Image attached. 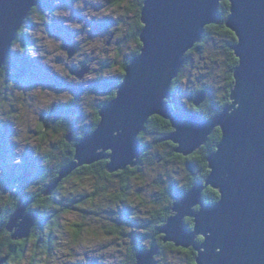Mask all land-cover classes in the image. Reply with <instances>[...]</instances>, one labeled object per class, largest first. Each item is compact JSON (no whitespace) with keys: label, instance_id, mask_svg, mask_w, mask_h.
I'll return each mask as SVG.
<instances>
[{"label":"clouds","instance_id":"1","mask_svg":"<svg viewBox=\"0 0 264 264\" xmlns=\"http://www.w3.org/2000/svg\"><path fill=\"white\" fill-rule=\"evenodd\" d=\"M61 3L62 0H54V7L45 10L37 5L28 8L23 23L16 29L10 51L39 61L50 69V75L65 80L68 85L84 87L79 98L80 112L72 117L76 121L75 129L64 118L53 121L48 115L54 106L76 102L72 91L67 88L58 91L44 84L19 88L9 78V61L0 65V127L8 123L13 126L14 134L9 140L16 156L13 163L21 164L23 154L31 150L33 158L40 159L44 169L43 174L25 188L33 198L25 211L40 209L42 217L45 214L49 217L42 229L33 226L28 235L16 236L23 219L11 229L9 222L19 207L21 198L15 195L19 185L10 191L0 189V260L3 264H91L93 260L97 264H139L137 247H141L147 251L157 249L153 254L154 264H198L201 254L207 252L203 247L206 239H200L206 235L196 233L197 223L193 229L185 221L186 216L192 215L183 219L188 230L195 234L192 243L185 245L170 239L166 233L168 240L195 249L194 255L171 248L161 250L159 233L165 232L161 229L178 215V200L169 191L172 183L184 195L199 182L204 204L222 202L223 193L219 187L215 186L221 193L219 197L206 196L205 188L212 185L209 179L214 168L210 157L220 150L219 145L225 138L223 126L215 124L208 138L190 150H201L207 161L206 164L194 161V171L189 167L185 169L184 164L175 159L156 158L158 152L166 157L178 151L160 144L173 140L170 137L178 128L171 115L159 110L149 112L137 132V140L144 149L138 162L110 170L109 166L114 163V148L98 147L97 157L106 154L107 158L81 163L78 159L81 140L99 130L104 120V108L119 99L120 88L127 83L134 60L145 54L148 45L143 34L148 26L145 10L149 0H72L71 8H64ZM234 7V0H217V19L204 23L200 38L181 53L179 67L169 83L172 94L163 99L172 113H180L177 98L186 112L198 114L208 123L217 117V108L219 112L228 108L229 116L241 108L234 99L239 84L236 70L243 65V57L235 50L242 42V33L238 34L240 30L229 23L235 15ZM74 10L80 13L83 21L72 19ZM106 18L114 23L104 34L93 36L91 23ZM60 19L64 20L65 28L75 33L73 51L49 31L48 26ZM141 19L145 25L143 28L139 26ZM224 24L229 26L227 31L211 33L215 52H210L208 47H194L209 35L207 26ZM25 35L31 42L24 43ZM232 49L234 54L230 51ZM99 80H113L116 86L108 92L91 91V82ZM200 93L205 95L197 103ZM157 117L163 118L164 122ZM167 121L174 126L175 132L167 131ZM218 127L223 129V136L213 141L211 136ZM121 131L112 134L119 136ZM177 142L180 148V142ZM73 164L76 167L70 174L58 180L61 170ZM86 164L93 167H80ZM190 175L194 177L191 182ZM3 178L4 169L0 168V180ZM223 179L230 183V174L225 172ZM57 180L55 190L46 201L40 199L38 202V196ZM196 205L201 204L197 203L193 208ZM125 208L131 210L129 218L137 222L135 226L118 222L120 212ZM169 213L170 218L166 215ZM133 233L145 238L138 245L134 244ZM211 235V232L207 233V236ZM25 239L27 245L22 247L18 242ZM197 245L201 246L199 251ZM215 252L220 254L223 249L216 247Z\"/></svg>","mask_w":264,"mask_h":264},{"label":"water","instance_id":"2","mask_svg":"<svg viewBox=\"0 0 264 264\" xmlns=\"http://www.w3.org/2000/svg\"><path fill=\"white\" fill-rule=\"evenodd\" d=\"M40 2L0 0V65L11 54V41L16 37V29L23 23L27 9L39 6ZM234 4L235 15L229 23L240 30L238 34L242 33V42L235 49L243 57V65L236 70L239 84L234 91V99L241 104L239 110L229 116L226 108L208 123L198 114L186 118L172 113L163 103L164 97L171 95L169 83L179 67L181 53L200 38L204 23L217 19V0H149L145 10L148 26L143 34L148 45L145 54L134 60L127 83L120 88L119 99L104 108V120L99 130L85 136L79 145L81 163L107 158L106 154L97 157L98 147L114 148V163L109 166L113 170L138 162L143 149L137 140V132L151 111L159 110L174 118L178 131L170 137L173 140L163 142L177 145L178 151L174 152L185 157L197 152L190 150L208 138L215 124H221L225 138L219 145V152L210 157L214 173L209 179L212 185H206L205 190L211 188L219 193L215 186L219 187L223 193L222 202L204 204L202 186L197 182L177 202L178 215L161 229L165 231L161 232L164 243L184 250L192 249L175 242L185 245L193 242L195 234L183 222L186 215H192L186 216L185 221L192 219L193 229L197 223L196 233L206 235L201 238L206 239L203 247L207 252L201 254L198 264H264V0H234ZM141 23L144 27L142 19ZM226 27L229 28L227 24ZM65 47L73 51L76 46ZM204 95L199 94L197 103ZM171 128L175 132L174 126ZM219 129L222 138L223 129ZM114 131H121V134L113 136ZM84 166L91 165L80 167ZM74 167L75 164L62 169L58 180L70 174ZM225 172L230 174V183L223 179ZM58 180L45 190L44 196H50ZM197 203L202 206L193 208ZM26 209L19 208L9 222L11 229L23 219L16 236L28 235L37 221L36 213L25 216ZM166 232L175 241L168 240ZM209 232L211 236H207ZM196 247L199 251L201 246ZM216 247H221L223 252L217 254ZM156 251V248L141 250L137 254L139 264H153ZM0 264H3L2 260Z\"/></svg>","mask_w":264,"mask_h":264},{"label":"rangeland","instance_id":"3","mask_svg":"<svg viewBox=\"0 0 264 264\" xmlns=\"http://www.w3.org/2000/svg\"><path fill=\"white\" fill-rule=\"evenodd\" d=\"M42 6L46 9H51L54 7V0H42ZM61 6L64 8H71L72 7V0H62ZM41 10H44L43 8H40ZM73 20L79 19L81 21L84 20L83 17L80 16V13L78 11H73ZM114 22L111 19H103L99 21H93L91 23V27L93 29L92 35H101L107 32L108 28L113 24ZM50 33L64 41V46L70 45V44H75L74 43V36L75 33L70 31L69 29L64 27V20H54L51 25L48 26ZM30 38L26 35L24 38V43H29ZM208 47V50L210 52H215L216 51V45L212 43V40L205 46ZM50 69L42 66L39 61L33 60L27 56H20L17 53H13L12 56V66L9 67V73H10V79L14 80L17 87L19 88H30L34 86L35 84H44L49 87H53L56 90H64L65 88L69 89L76 95V102H73L72 104L69 105H57L54 106L53 109L51 110V113L48 114L49 118L54 120L57 117H63V115L66 113V110H72L73 113H78L80 112L79 108V98L80 95L83 91H85L84 87L82 85H68L65 80L55 77L49 74ZM110 81L113 80H99V81H94L91 82L90 84V89L95 87L97 89L93 90L94 92H108L106 89V85L111 84ZM194 115V114H193ZM197 115V114H196ZM182 116V115H181ZM192 116V115H191ZM184 117V116H183ZM80 118L83 119V114L81 113ZM188 118V117H186ZM0 134L3 136L5 142H6V150L9 151L8 154L6 155V163L9 164L8 168L4 169V177L7 174H17L18 172V167L19 165H22L24 163H32L33 161H36L35 165L33 166V169L31 171L35 170L37 171L36 175L34 178L37 177V174L40 173L39 168L41 167V161L38 158H33V153L31 150H27L23 156H22V163L19 165H16L13 163V161L16 159V156L13 154V148L14 145L9 144L10 137L14 134L13 126L11 123L6 124L4 127H0ZM176 146V145H175ZM177 148V146H176ZM175 153V152H174ZM165 156H162L159 152L157 153V159L159 160H165ZM167 157V156H166ZM165 157V158H166ZM185 157V156H184ZM168 158V157H167ZM33 180V177H32ZM83 182V180H82ZM171 185H174L177 187L175 183H172ZM6 185L2 180L0 181V189L5 190ZM75 203V201H73ZM26 207V206H24ZM27 208V207H26ZM82 211H87V210H82ZM131 215V210L128 208H125L120 212V219L119 223H127L131 226L136 225L135 220H131L129 217ZM26 216V215H25ZM190 219V218H188ZM79 226V225H77ZM135 238L139 239V242L143 240L145 237L142 235H139L137 233L132 234V240ZM134 241V240H133ZM91 264H97L95 260L91 262Z\"/></svg>","mask_w":264,"mask_h":264},{"label":"trees","instance_id":"4","mask_svg":"<svg viewBox=\"0 0 264 264\" xmlns=\"http://www.w3.org/2000/svg\"><path fill=\"white\" fill-rule=\"evenodd\" d=\"M40 1L41 2L39 4V7L40 8H43L45 10L46 8H44L42 6V4H41L42 3V0H40ZM140 27L143 28L142 25H140ZM227 30H228V28L226 27V24H224V25H211V26H208L207 27V31H208L209 35L207 37H205L200 43H198L195 46V48L196 49L204 48L213 39L212 36H211V33H213V32L220 33V32H225ZM25 36L23 37V40H24ZM230 51L234 54L233 49L230 50ZM190 53H191V51H190ZM12 56H13V52H11V54L8 57V61H9L8 62V71H9V67L12 66ZM110 83L111 84H108L107 83V85L105 86L106 89H107V91H111V89L116 86L115 85V81H110ZM95 89H97V88L93 87L90 90L93 91ZM207 92L210 94L211 93V90H207ZM176 102H177V104H178V106L180 108V113H176V114L182 115L184 117H190L191 115L195 114V113H188V112H186L184 110V106L182 104H180L178 98H177V101ZM217 112L220 113L218 108H217ZM73 114H74L73 111L72 110H68V108H67L66 113L63 115L62 118H64L65 120H67L69 122V124L72 126V128L75 129L76 121L72 119ZM157 118L161 119L162 120V123L164 122L162 118H160V117H157ZM167 131L173 132V129L171 128V124L168 121H167ZM85 136H87V135H85ZM220 138H221V131H220L219 128H217L215 130V132L212 134L211 139L213 141H215V140L220 139ZM160 144H161V146H163L165 148L170 147L172 149H176V146L173 143H171V142H163V141H161ZM8 152L9 151L6 150V142H5L4 138H3V136L0 134V168L5 169V168H8L9 167V164L6 163V155L8 154ZM167 157L166 158L164 157V159H167L169 161H171L172 159H175V160L179 161L180 163L184 164L185 169H187V167H189L193 171L195 170L194 169L195 165L193 163L194 161H201L204 164L207 163V161L205 159V154L201 150H198L197 152H195L193 155H191L189 157L181 156L179 154L174 153V151H173ZM107 162L108 161H105V163H107ZM92 167H93V165H91V166H84V167H81V168H89V169H91ZM39 170H40V173L37 174V177L36 178H33V180H32V178H30L32 176V173H30V175H29V171L23 170V168H21L19 166L18 167L17 174H14V175L7 174L2 179V182H4L5 185H6L5 191H10L12 188L16 187L17 184L19 185L18 192L15 193V195H18L21 198L18 209L19 208H22L24 206H26L28 208V206L33 202V198H31L24 190H25L26 187H28L30 184H32L33 182H35L43 174L44 169L42 167H40ZM132 170H134V169H130V171H132ZM207 171H208V169H205V172H207ZM21 173H24V175H22V177L20 176ZM188 179L191 182V180L194 179V177L190 175L188 177ZM50 185H48L45 188V190ZM169 191H170V193L174 197L177 198L178 201L185 195V194L182 195L181 192L178 190V188L176 186H174V185H171L170 186ZM44 193L45 192H43L41 194V196H38V198H37L38 199V202H39L40 199H44L46 201V199L49 197V196H44ZM205 195L206 196H208V195H217L218 197L220 196L217 191H215V190H213L211 188H208V189L205 190ZM33 213H36L37 214V221H36V223H35L34 226H37L38 225L42 229L43 226L45 225V223L47 222V219H49V217L47 216V214H45L42 217L41 216V213H40V209H32L30 212L25 213V215L27 216V215H30V214H33ZM166 215L168 216V218H170V216H171L170 213L169 214H166ZM186 222L190 223V225L192 226V228L194 227V224H193V220L192 219H186ZM161 226H164V225L162 224ZM77 227H79V226H77ZM200 239L203 240L202 238H200ZM133 240H134L133 241L134 244H137V245L139 244V239L138 238H135V236H134V239ZM40 242H42V238H41V241ZM18 243H21V246L22 247H25L27 245V240H24V241L18 242ZM159 247H160L161 250L166 249V248H171V249H173V250H175L177 252H180V253H188V254H193V255L196 253L193 249L184 250V249H181V248H176L173 244L164 243V236L161 233H159ZM143 249L144 248L137 247V254L141 250H143ZM19 254L22 256L23 255V252L21 251Z\"/></svg>","mask_w":264,"mask_h":264},{"label":"flooded vegetation","instance_id":"5","mask_svg":"<svg viewBox=\"0 0 264 264\" xmlns=\"http://www.w3.org/2000/svg\"><path fill=\"white\" fill-rule=\"evenodd\" d=\"M140 25H142V23H141V20L139 21V26ZM70 45H75V44H70ZM76 46V45H75ZM59 118H61V117H57V118H55L53 121H55V120H57V119H59ZM204 120V119H203ZM144 151V150H143ZM36 161H33L32 163H29V165L27 164V163H24V164H22V165H19L21 168H23V170H26V171H29V175H30V173H32V176L30 177V178H34L35 177V175H36V173H37V171H35V170H33V171H31V169H33V166L37 163H35ZM35 172V173H34ZM34 173V174H33ZM22 175H24V173H21L20 174V176L22 177ZM32 182V181H31ZM25 188V187H24ZM23 190V189H22ZM25 191V190H24Z\"/></svg>","mask_w":264,"mask_h":264},{"label":"bare ground","instance_id":"6","mask_svg":"<svg viewBox=\"0 0 264 264\" xmlns=\"http://www.w3.org/2000/svg\"><path fill=\"white\" fill-rule=\"evenodd\" d=\"M219 114V113H218ZM174 144V143H173ZM175 145V144H174ZM177 146V145H176ZM176 153V152H175ZM177 154V153H176ZM179 155H181V156H184V155H182V154H179Z\"/></svg>","mask_w":264,"mask_h":264}]
</instances>
